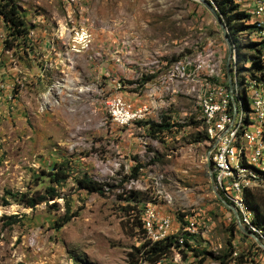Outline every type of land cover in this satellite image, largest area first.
Segmentation results:
<instances>
[{
	"label": "rangeland",
	"instance_id": "1",
	"mask_svg": "<svg viewBox=\"0 0 264 264\" xmlns=\"http://www.w3.org/2000/svg\"><path fill=\"white\" fill-rule=\"evenodd\" d=\"M15 1L31 48H4L0 17V264H129L141 235L139 208L143 223L151 219L150 209L169 219L159 235L148 222L158 238L191 235V245L204 252L202 264H218L215 256L228 240L232 257L243 252V264H264V247L247 233H232L234 215L209 180L212 142L194 108L201 71L189 66L186 79L167 78L171 63L200 51L206 57L213 52L225 70L226 45L209 11L195 0ZM76 30L88 32L86 41L74 38ZM237 36V44L248 42L245 32ZM149 74L154 76L139 84ZM112 96L131 107L146 104L145 119L166 113L183 127L153 139L135 120L110 118ZM54 162L69 172L54 196L26 206L5 195V189L44 193L49 182L42 172ZM134 166L138 174L131 177ZM83 172L105 184V195L77 187L74 176ZM66 214L71 218L55 227ZM9 215L15 216L11 222ZM179 215L189 224L182 227ZM183 250L185 255L173 249L156 264H197L200 256Z\"/></svg>",
	"mask_w": 264,
	"mask_h": 264
},
{
	"label": "trees",
	"instance_id": "2",
	"mask_svg": "<svg viewBox=\"0 0 264 264\" xmlns=\"http://www.w3.org/2000/svg\"><path fill=\"white\" fill-rule=\"evenodd\" d=\"M233 2V0H231ZM230 0H217L216 5L219 15L224 14L223 21L227 28L228 37L230 38L232 44L235 48V63L238 68H259L262 66L259 60L260 53V44L258 42L250 40L248 33L253 28L254 24L249 22V15L243 12V10L236 9V3L233 4ZM0 17L3 19L5 24L6 35L3 39L4 48H10L15 43H21L23 46L31 48V39L28 36L29 26H27L24 19V15L20 12L19 6L15 0H0ZM246 33L245 43H238V34ZM244 60V61H243ZM245 60L248 61V66L243 64ZM242 61V62H241ZM240 62V63H239ZM264 65V64H263ZM153 74L143 75L138 81L139 84H143L145 81L153 77ZM190 119V123L195 124L193 118ZM196 123L202 125L201 119H197ZM136 123L140 125L145 131L146 135L153 139L163 140V136L167 133L173 134L175 131H179L183 125L176 122L171 118L169 114L161 113L158 119H140ZM203 129V128H202ZM204 138L206 135L203 130ZM43 171V170H42ZM43 175H46L47 181L49 184L44 189V193L39 192H12L9 189H5V195L12 198L14 201L19 202L26 206H33L36 203L40 202L45 198L46 194L50 196L55 195V185L60 184L69 177V172L64 167L63 162H54L50 168L42 172ZM138 174V166L133 167V173L131 177H134ZM75 183L78 188L84 189L88 192H96L100 195H105L106 189L105 184L101 183L86 172H83L80 175L74 176ZM131 192V191H130ZM221 193V192H220ZM130 200L134 201V204L139 203V199L135 196L127 197ZM242 200L244 205L249 210V221L254 225V227L260 230L262 237L264 239V190L262 189H246L242 193ZM3 203L7 204L8 200L3 198ZM230 203V202H229ZM144 207V205H143ZM130 209H133V205H130ZM237 209V208H236ZM143 208H139L138 212L135 215L136 224L141 233L139 238L138 245H132V250L128 253L129 255V264H156L161 261L162 258L168 256L173 249H177L185 255L183 247L192 251L194 257H199L197 264H202L204 260V252L197 250L189 242V235L187 232H183L180 235L177 234H168L164 238L152 239L145 228L142 225L140 220L141 213ZM239 214L240 221L243 225H246L240 212ZM8 219L7 222L13 221L15 219L14 215L5 216ZM71 216L65 215L59 221L55 222V227L59 228L65 224ZM234 218V217H233ZM180 221H182V227L189 224L188 220L183 219V215H179ZM142 225V226H141ZM248 231L256 232L250 229L246 225ZM232 233L238 232L239 234L245 235L240 231L236 225L235 218L232 221L231 225ZM193 239V238H192ZM228 246L226 250L217 256L215 259L218 264H243L245 262L244 253L240 252L238 256L232 257V253L235 252L234 246L231 245L230 240L227 241Z\"/></svg>",
	"mask_w": 264,
	"mask_h": 264
},
{
	"label": "bare ground",
	"instance_id": "3",
	"mask_svg": "<svg viewBox=\"0 0 264 264\" xmlns=\"http://www.w3.org/2000/svg\"><path fill=\"white\" fill-rule=\"evenodd\" d=\"M209 1H211L212 7L217 11V0ZM254 1L255 6L257 7V13L260 15V26H263V29H260V35L256 34L255 21L248 13H245L249 15L248 21L251 22V24H254L253 28L249 31L248 36L250 40L260 44V53H258V55L262 66L249 69L238 68L235 63L234 54L231 56L229 62V73L231 77L230 97L232 110H234V117L226 124L223 134L222 129H220L221 121H214V123L210 125V117L207 115L210 92H212L214 104L219 105L220 108H227V99L224 97V93H222V89L225 86L226 70L219 69L218 60H216L214 53L210 52L207 57L208 67L212 71L213 81H210L209 72H206V67H200V58L204 54L202 51H200L196 55V58L192 60L186 62L177 60L171 63L168 69L169 73L167 71V78L172 79L173 77H176L179 80L186 79L188 76L187 67L189 66H193L196 70L199 68L201 71L203 77L201 76L202 82L200 84L202 86L200 88L202 89L197 99V102H199L197 107L199 110L198 115L202 121L205 135L210 142H212L208 152L218 153L219 146H221L222 149V151L219 152V160L223 161H213L215 175H220V181H213V186L221 192L226 201L230 202V204L232 203L231 205L235 209L237 208L236 211L238 210L240 212L245 224L253 231L259 233L262 237L260 230L256 229L249 221V210L242 200V193L244 190L252 187L264 188V0ZM233 2L240 4L239 0H233ZM86 39L87 35L81 34V41H86ZM243 64L248 66V62H244ZM252 77L257 78L258 87L261 91L258 92L259 109L255 119V97L252 96L254 80H252ZM114 98L122 99L119 96ZM107 107L110 118L117 123L127 124L133 120L121 118L118 109H111L110 100L107 101ZM148 111V106L145 104L146 114ZM253 127H257L255 129V140H253V150L260 151L262 161H254L246 156L248 151L247 135L252 132ZM239 176L251 180L239 179ZM227 179L229 181H238L237 189L234 191V194L229 193L227 185H222L227 184ZM148 222H142L143 227L150 234L148 235L152 239H158V236L150 232V225Z\"/></svg>",
	"mask_w": 264,
	"mask_h": 264
},
{
	"label": "built area",
	"instance_id": "4",
	"mask_svg": "<svg viewBox=\"0 0 264 264\" xmlns=\"http://www.w3.org/2000/svg\"><path fill=\"white\" fill-rule=\"evenodd\" d=\"M207 1L211 4V1L209 0ZM239 2H240V8L243 10V12L248 13L250 17L255 21L256 34L260 35V29H263V26H260V15L257 13V7L255 6V1L239 0ZM81 34H88V32L84 30H76V32L74 33V38H78L79 41L81 42ZM83 46L86 45H82V47ZM200 67H206V72H209L210 81H213L212 71L211 69L208 68V60L206 56H201ZM252 80H254V90L252 91V96L255 97V108H254V119H255V116L257 115V111L259 109L258 92L261 91L260 88L258 87L257 78L252 77ZM230 89H231V77H230V73L226 72L225 86L222 89V93H224V97H226L227 99V108H220L219 105L214 104V101L212 99V92H210V99L207 106V115H209L210 117V125L214 123V121H221L220 129H222V134L224 132L226 124L229 121H231V119L234 117V110H232V105H231ZM198 105L199 102H197L196 105H194V108L196 109ZM110 106L111 109H118L119 115L123 119H133L137 121L146 118L145 104L137 107H131L125 101V99H116L114 98V96H112L110 98ZM210 125H209V132H210ZM256 128L257 127H253L252 132L247 135L248 151L246 153V156L254 161H262L260 151L253 150V140H255ZM221 151H222L221 146H219L218 148V153H211L209 151L210 161H211L210 173L212 175L213 181H220V175H215V169L213 168V161H223V160H219V152ZM239 179L251 180V179L243 178L241 176H239ZM255 181H259V180H255ZM237 183L238 181H229L227 179V184H222V185H227L229 189V193L234 194V191L237 189ZM150 210H151V219L145 221H151L152 225L155 227L159 235L169 227V223H170L169 219L164 216H156L155 212L152 209Z\"/></svg>",
	"mask_w": 264,
	"mask_h": 264
},
{
	"label": "water",
	"instance_id": "5",
	"mask_svg": "<svg viewBox=\"0 0 264 264\" xmlns=\"http://www.w3.org/2000/svg\"><path fill=\"white\" fill-rule=\"evenodd\" d=\"M195 1L202 4L209 11V13L213 16L215 22L218 24V26L221 30V34H222V37H223L225 45H226V57H225L224 67H225L226 72L229 73V62H230V58L232 55L233 47H232V42H231L230 38L228 37V32H227V28L225 26V23L222 20V18L220 17L219 13L212 7V5L207 0H195ZM206 166H207V172H208L209 180H210L212 188L214 189L215 194L220 198L222 203L229 210H231V212L233 213L238 229L240 231H242L243 233L249 234L251 237H253L256 240V242L258 243L259 246L264 247V243L254 233L248 231L243 226V224L241 223V221L239 219V216H238L236 209L228 201H226L223 197H220L218 195L217 191L215 190L216 188L213 186V179H212V175L210 173L211 161H210V157H209V152H207V155H206Z\"/></svg>",
	"mask_w": 264,
	"mask_h": 264
}]
</instances>
